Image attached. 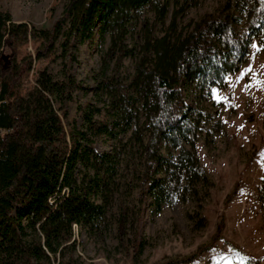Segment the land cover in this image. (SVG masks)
Here are the masks:
<instances>
[{
  "label": "trees",
  "instance_id": "16d2710c",
  "mask_svg": "<svg viewBox=\"0 0 264 264\" xmlns=\"http://www.w3.org/2000/svg\"><path fill=\"white\" fill-rule=\"evenodd\" d=\"M245 3L227 0L184 35L155 37L145 27L140 54L123 45L130 23L146 9L157 12L163 23L166 0H68L51 30L14 22L0 11V264H51L75 251L73 225L89 234L108 228L107 214L125 189L120 168H130L128 153H122L126 148L134 149L139 160L126 182L137 189L138 219L147 205L151 212L160 211L175 196L195 198L198 186L211 185L194 152L203 117L186 103L184 87L201 94L223 87L245 62L250 40L264 45V0ZM95 29L100 45L109 44L107 55L116 48L119 61L133 56V74L125 84L116 74L105 86L114 96L111 123L94 121L87 113L85 127L67 133L69 106L82 88L73 74L70 36L91 40ZM64 33L61 79L41 69L24 96L34 63L49 57ZM30 41L41 45L33 56L19 59L21 46ZM101 136L115 141L110 152L95 150L93 140ZM259 201L264 205V184ZM134 207V201L118 200L114 227L118 245L129 243L137 264L143 243ZM223 228L221 218L210 245L167 264H188L216 250ZM242 256L244 264H261ZM75 263L72 257L66 262Z\"/></svg>",
  "mask_w": 264,
  "mask_h": 264
},
{
  "label": "rangeland",
  "instance_id": "374dc122",
  "mask_svg": "<svg viewBox=\"0 0 264 264\" xmlns=\"http://www.w3.org/2000/svg\"><path fill=\"white\" fill-rule=\"evenodd\" d=\"M226 1L166 0L168 13L163 23L157 12L146 9L131 21L123 45L130 53L140 54L145 27L151 29L155 37H161L166 32L184 35L202 16ZM254 1L246 0L245 5L249 6ZM67 3L68 0H0V11L9 13L14 22L27 23L37 30H51ZM242 15L244 17L246 12ZM97 33L98 29H95L91 40L81 39L78 35L70 36L75 46L73 74L82 88L73 94L65 125L67 133L73 127H85L84 117L87 113L92 114L94 121L111 123L115 111L111 106L114 96L105 86L107 82H112L116 74L124 84L133 74V56L119 61L116 48L107 55L109 44L106 41L100 45ZM66 37L64 33L58 39L49 57L34 63L24 81V96L32 89L33 79L41 69H46L54 80L61 79L64 62L62 43ZM254 43L264 48L258 38H252L245 62L236 73L225 78L223 87H212L209 94L198 93L194 87H184L186 103L198 109L205 119L200 124L194 152L211 185L198 186L195 198L175 196L160 211L151 212L147 205L138 219L137 189L131 190L126 182L132 169H138L139 160L134 149L126 148L122 153H128L130 168H120L125 189L116 196L117 199L115 197L107 214L111 224L96 234L76 227L75 251L72 254L66 252L62 259H51V264H66L70 257L75 264H133L131 245L119 246L116 239L114 218L120 199L134 201V226L138 227L139 240L143 243L137 264H167L168 261L192 256L199 247L211 244L221 218L224 228L222 240L214 246L216 250L204 257H195L188 264H244L242 255L264 264V205L259 201V190L264 184V168L258 163L264 153V51L254 49ZM40 45L41 41L24 44L20 48L19 59L26 55L33 56ZM7 53L5 50L4 54ZM248 68H251V73L239 80L240 74ZM245 85L250 87L246 88ZM213 89L218 90L224 102H217ZM127 137L119 136L122 142ZM93 141L99 154L110 152L115 144L106 136L94 138Z\"/></svg>",
  "mask_w": 264,
  "mask_h": 264
},
{
  "label": "snow or ice",
  "instance_id": "6c2138e0",
  "mask_svg": "<svg viewBox=\"0 0 264 264\" xmlns=\"http://www.w3.org/2000/svg\"><path fill=\"white\" fill-rule=\"evenodd\" d=\"M252 47L254 48V49H256L257 51H264V48H261V47H259L257 44H252ZM251 68H248V69H246L244 72H242L241 74H240V76L238 77V79L239 80H243L244 78H245V76H247L249 73H251ZM245 87L247 88V87H250V85H245ZM213 95L215 96V98L217 99V102L218 103H222V102H224V98L223 97H221L220 95H219V92H218V90H216V89H213ZM261 156H262V160L261 161H258V163H261V166H262V168H264V153H262L261 154ZM243 259V258H242Z\"/></svg>",
  "mask_w": 264,
  "mask_h": 264
},
{
  "label": "built area",
  "instance_id": "2783aa9c",
  "mask_svg": "<svg viewBox=\"0 0 264 264\" xmlns=\"http://www.w3.org/2000/svg\"><path fill=\"white\" fill-rule=\"evenodd\" d=\"M76 228V225H73V229H75Z\"/></svg>",
  "mask_w": 264,
  "mask_h": 264
}]
</instances>
